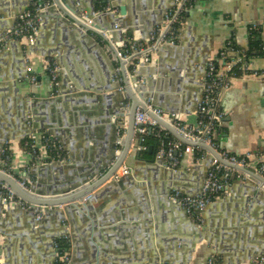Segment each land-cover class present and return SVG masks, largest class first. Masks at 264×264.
Returning a JSON list of instances; mask_svg holds the SVG:
<instances>
[{
	"label": "crops",
	"instance_id": "crops-1",
	"mask_svg": "<svg viewBox=\"0 0 264 264\" xmlns=\"http://www.w3.org/2000/svg\"><path fill=\"white\" fill-rule=\"evenodd\" d=\"M66 1L79 8L72 0ZM96 1L102 5V0H93L95 11L100 12ZM134 1L142 7V15L137 12L139 23L136 27L139 30L133 32L132 38L128 37L129 32L123 40L121 34H117V38L122 46H147L146 22L158 21L154 28L162 24L174 0ZM85 2V6H80L83 17L93 12L91 0ZM57 4L71 14L61 0H0V39L13 29L14 14L24 13L31 6L43 8L37 11L40 24L34 44L25 39L9 38L0 49V132L8 135L4 144L12 154L9 170L4 171L25 183L28 190L37 187L42 192L53 186L60 187L67 177L73 179L81 168L96 166L98 161L104 162L115 151L117 154L126 133L122 129L120 138L122 130L113 127L112 123L96 125L99 129L93 126V143L88 141L87 147L79 132L62 128L63 137H54L57 149L50 151L44 143H38L39 158L34 157L26 152L22 141L32 134L52 138L47 129L52 110L57 111L56 114L68 110L74 113V107L84 111L88 106L84 98L108 97L97 103L107 111L111 107L114 111L124 112L123 108L131 104L130 99L121 102L124 87L111 91L105 88L100 92L93 90L105 87L104 83L113 86L122 82L123 67L100 36L90 33L91 40H88L74 35L72 25L60 21L62 16L58 8L55 13L50 12ZM118 14L119 10L109 13L107 17L99 18L97 24L107 28L112 25L113 16ZM255 24L259 26L257 32L251 30ZM74 31L78 35L85 33L78 28ZM254 35H257L259 45H254ZM231 42L245 53L254 69L264 71V52L261 50L264 45V0H196L185 14L175 45L159 46L149 55V62L136 63L137 59H133L125 64V70L128 77L139 70L140 84L146 81L143 94H151L150 103L161 106L165 121L168 122V116L173 114L182 123L195 125L197 108L203 98L207 63L217 59ZM57 48L60 54L55 56ZM51 63L58 66L56 89L51 86L48 73ZM132 66H135L133 72L130 71ZM31 76L36 78L35 83L30 81ZM110 76L112 80H109ZM59 93L63 94L59 96ZM56 97L63 102H54L55 106L48 108L35 106L51 103ZM221 105L225 118L215 138L231 154H251L253 166L249 170L256 175L234 172L224 193L199 214V222H193L181 207L171 204L166 194L169 189H178L186 196L199 194L212 162L211 154L204 148L196 151L195 147L183 144L180 167L170 171L156 164V156L143 155L136 140V147L120 169L129 171L120 177L124 179V186L114 187L113 193L105 194L103 191L110 185L106 183L93 193L98 196L97 200L76 202L77 208L69 216L65 212L66 206L33 215L30 208L0 201L6 211L0 213L3 251L0 264H55L54 249L46 246L53 237L57 238L56 242L59 239L70 242V250L66 253L70 258L68 264H206L212 256L220 264H264V184L255 166L264 163V74H247L234 79L223 94ZM35 109L43 114L37 115L42 120L32 123L37 130L29 134L28 125L22 121L23 113L34 115ZM91 112L94 110L88 114ZM98 117L91 114L87 119L95 121ZM123 123L124 118L117 122L118 125ZM2 138L0 135V141ZM53 154L58 157L54 159ZM1 160L0 154V165L4 164ZM55 165L58 166L56 170L42 172ZM107 170L103 169L97 178ZM38 197L58 198L61 195ZM38 215H41L40 220H37ZM85 217L96 221L99 228L96 231L102 237L95 232L93 239L89 237L90 233L85 230L89 221ZM102 218L107 222L104 226L100 225ZM174 227H179L177 237L181 238V243L171 242ZM21 234L28 236L22 239ZM197 234L203 235L200 243ZM33 242L37 243L38 249L33 248Z\"/></svg>",
	"mask_w": 264,
	"mask_h": 264
},
{
	"label": "water",
	"instance_id": "water-1",
	"mask_svg": "<svg viewBox=\"0 0 264 264\" xmlns=\"http://www.w3.org/2000/svg\"><path fill=\"white\" fill-rule=\"evenodd\" d=\"M58 2V0H55ZM74 5H79V8L72 7L71 5L68 4L66 0H61V3L68 9V11L71 13H67L63 10V8L59 7V4L57 6H54L50 9V12H56V9H59V12H61V20L60 21H65L72 25L74 29L78 28L81 30H84V35H78L74 31V29L71 27V32L74 33L76 36H81L84 39L91 40L90 33H94L98 36H100L102 39H104L110 48L112 49L113 52H116L117 49L122 47V44H119V39L117 38V34H121V39L123 40V36L128 33V37L132 38L133 37V32L139 30L136 26L139 23V19L137 18V12H140L139 14L142 15L141 13V5L139 2L134 1V0H102V5L104 8L103 10H100V12H96L94 8V2L91 0V3L93 5V12L91 15H87L85 17L80 15V6H85V1L86 0H72ZM98 1H96L97 5ZM107 3L109 4V7H107ZM116 10H119L118 15L113 16V21L112 25L108 26L107 28H101L97 24V20L99 18H104L107 17L109 13H112ZM23 12H18L14 14V17H18L22 15ZM63 19V20H62ZM142 23H145L142 21ZM159 22L158 21H147V27L144 28V30L148 33L146 35V38L149 39L150 33L154 30L155 25H157ZM116 25H119L118 28H116ZM100 29H102L100 31ZM110 36L111 41L113 42L114 45H112L107 37L105 36ZM3 37V36H2ZM97 43V42H96ZM98 44V43H97ZM110 49V50H111ZM55 56H58L60 54L58 48L55 50ZM127 62L120 60V65L122 68V74H123V81L122 82H117V84H114L111 86L109 83L106 84L104 83L103 88H93L95 92H100L102 89L105 88L106 91H111L114 89H121V87H124V91L122 92L123 94V101L124 100H131L130 106L125 109L124 112H117V110H112L111 107H108V111L106 107H98L97 103L101 102L103 99H107L108 97L104 98H92V99H86L84 98V103L88 104L84 108L85 110L82 111V109H79L78 107H74V113L70 110L66 111L69 116H67L66 112L62 113H57V111H51V119H47V129H49V134L52 135V140H54L55 136L60 137L62 135L63 137V132L62 128H65L66 131L72 130L79 132L81 134V137L85 139V146L88 147V141L89 143H93V136H94V131H93V126L99 125V124H111L113 127L116 129H121V125H118L117 122H121L122 119L124 118L126 125H125V135L122 138V149L116 154H113L111 157H109L107 160L103 161H98L97 165H89L87 168H81L80 172L76 174V176L73 179H69L67 177L66 181L60 184V187L53 186L49 188L50 190L46 192H42L37 189V187H32L30 190L23 188L19 181L15 179L12 175L9 173H6L5 171L0 169V182H3L10 190L17 196L19 197L22 201L28 203L30 205V209L33 213V215H36L37 213L43 211L45 214L49 213L50 209H53V211H56L58 207L60 206H66L65 212H67V215L73 214V212L77 208L76 202L80 203H90L94 200L98 199V196H93V193L99 189L101 186L105 185L106 183H110L109 186L105 188L103 191L105 194L106 193H113V188L114 187H123L124 186V179L119 178L118 180L116 179V174L120 171V169L125 165L127 158L129 155L132 153V150L134 147V142L138 140V145H141V138L137 136L136 130H135V123H136V114L139 109L143 110L147 115L156 121L161 127L165 128L175 139L181 141L185 145L193 146L195 148H204L207 150L212 157H215L218 159L221 163H223L226 166H229L237 171L240 172H245L247 174L251 175H256L252 171L246 168H242L236 165H232L228 163L227 161L223 160L218 152H216L215 149H213L210 145L202 142V141H197V142H191L182 137L176 129L171 125L170 122L165 121L163 118L155 115L153 111H151L148 108V101L149 99H152L153 97L149 93H144V85L146 83L145 80L142 81L143 84H140V72L139 70H136V72L131 75V77L127 76V72L125 70V64ZM181 70V69H180ZM113 76V75H112ZM112 76H110L109 80H112ZM61 96L63 93H59ZM116 97V96H115ZM54 102H63V99L60 97H56V100H52L50 102H43L42 105H35L36 107H44L48 108L49 106L53 107L55 106ZM90 104V105H89ZM152 105V104H151ZM101 109V111H97L98 109ZM106 108V109H105ZM152 108L161 110V106H153ZM90 114H88L90 111H93ZM35 114H24L23 113V118L22 121L25 123V125H28L29 127V134H32L34 131L37 130V127L33 124H36L38 121H41L40 116L42 113L38 112L37 109H35ZM47 113H45L46 115ZM97 115L99 116L98 119L95 121H88L87 117L90 115ZM33 115V116H32ZM38 115V116H37ZM43 115V114H42ZM173 114L169 116L171 118ZM33 123V124H32ZM91 125V127L85 128V125ZM31 125V126H30ZM76 126V128H73ZM5 129V128H4ZM96 129H99L96 126ZM29 134H27L29 136ZM0 135L3 136L2 140L0 141V152L4 147L5 141L9 139L8 135H5L2 131L0 132ZM84 147V146H83ZM153 148H150V153H152ZM137 155L140 156V152H137ZM93 161H96L93 159ZM58 164V162H57ZM155 165V162L153 163ZM158 166L161 165V161H157L156 163ZM56 167L54 166L53 168H44L42 169V172H48L52 170H56ZM108 168L107 172L100 178H97V175L102 172L103 169ZM168 170V169H167ZM171 171V170H170ZM263 184H264V178L262 176H258ZM173 191H179L178 189H169L167 194H166V199L171 203L179 206L173 199H172V194ZM38 195L41 196H58L61 195V197L58 198H39ZM64 195V196H62ZM103 195V194H102ZM100 195V196H102ZM146 205V204H145ZM180 207V206H179ZM5 207L2 206L0 203V213L5 214L6 211L4 209ZM58 211V210H57ZM85 217V220H88L89 222L85 224V230L88 231L89 237L91 239L94 238L95 233L96 235H99V232L97 233L96 230H99L96 221L91 218ZM61 220L65 221V218H61ZM72 220V219H71ZM70 223L72 224L73 220ZM107 222L104 221V218H102V222L100 225L104 226ZM179 227H174L172 231L173 233V238L171 239V242H178L181 243L182 240L181 238L177 237V232H178ZM86 231H84V235L87 236ZM100 231H102L100 229ZM95 232V233H94ZM31 233V232H30ZM176 234V235H175ZM27 234H21V238L24 239L27 237ZM102 237V234L99 235ZM11 237V236H9ZM15 237V236H14ZM197 237L199 238L198 243L202 242L203 235L197 234ZM56 237L51 238V242L46 244L47 248L50 249L53 247L54 249V257L55 260L57 259L59 250L55 247L56 245ZM33 248L38 249L37 243L33 242L31 243Z\"/></svg>",
	"mask_w": 264,
	"mask_h": 264
},
{
	"label": "built area",
	"instance_id": "built-area-1",
	"mask_svg": "<svg viewBox=\"0 0 264 264\" xmlns=\"http://www.w3.org/2000/svg\"><path fill=\"white\" fill-rule=\"evenodd\" d=\"M195 1L196 0H174L173 6L165 13L162 24L158 25L150 33L147 46L140 44L124 45L117 49L116 52H112L114 59L116 61L123 60L126 62L137 59V63H145L150 61L149 55L157 50L159 46L166 44L175 45L179 30L185 22V14ZM49 6L50 5H48V7ZM41 10H43V8L41 9V6H39L37 11L39 12ZM37 11L36 14H34L31 10H27L22 15L15 17L13 29L7 31L0 39V49L4 47V41L9 38H16L19 40L25 39L29 44L35 43L40 24ZM116 28H118V26H116ZM251 30L257 32L259 31V26L255 24L251 27ZM105 36L109 42L114 45L111 41V37ZM231 43L228 44V48L231 46ZM261 50L264 52V45H262ZM229 52L232 55L222 51L217 59H210L207 63L206 76L203 81V98L197 108V123L195 125L184 124L174 115H172L171 118L168 116V122H170L176 131L188 141H202L215 149L220 157L228 163L249 169L253 166L251 154L242 156L231 154L223 145L214 140V136L217 128L222 125L225 118V113L221 105L222 96L232 86L234 79L239 78L235 73L236 68L238 67V70L242 73L241 77L247 74L261 76L264 74V71L254 69L252 65L249 64L244 52L234 48ZM48 70L51 72V86L55 89L58 86V66L56 64L50 66L49 64ZM30 81L35 83L36 78L31 76ZM148 108L153 111L155 115L164 118L162 110L152 108L150 101H148ZM125 125L126 122L124 120L121 130L123 129L125 131ZM135 130L137 136L141 138V145L138 146L140 147V151L144 152L147 150L148 147L143 143L145 142L146 135L151 132L158 139L156 153L157 161H161L162 167L168 170L176 171L180 167L183 143L175 139L165 128L161 127L141 109H139L136 114ZM120 134V138H122L123 131L122 133L119 132V135ZM30 138L32 140L34 157L39 158L38 143H44L50 151H55L57 149L54 140L50 139L47 135L40 136L38 134H32ZM118 143H120V141ZM6 151L7 147H5L4 144L0 152L1 157L5 155ZM1 162L4 163L2 160ZM255 166L256 172L264 178V163ZM236 171L237 170L224 165L215 157H212V162L201 192L195 196H186L176 191L173 192L172 199L186 212L187 216H189L193 222L197 223L200 221L199 214L224 193L232 175ZM128 172V169L119 171L116 174V179L118 180L123 175H127ZM19 183L23 188L28 189L25 183ZM0 201L6 205L18 204L23 208H30L28 203L21 199L19 200L3 182H0ZM40 219L41 215H38L37 220ZM55 247L57 248V245H55ZM2 253L3 251L0 245V259L2 258ZM61 260L65 264L70 262V258L66 254ZM262 261H264V258ZM206 264H220V262L216 257L212 256L207 259Z\"/></svg>",
	"mask_w": 264,
	"mask_h": 264
},
{
	"label": "trees",
	"instance_id": "trees-1",
	"mask_svg": "<svg viewBox=\"0 0 264 264\" xmlns=\"http://www.w3.org/2000/svg\"><path fill=\"white\" fill-rule=\"evenodd\" d=\"M38 7L39 6H31L29 10H31L34 14H36V11H37ZM97 8L99 10L105 9L103 7V5H101L99 2L97 3ZM253 43H254V45H259L260 42L257 41V35H254V37H253ZM232 48L237 49V47L235 46V44L233 42L231 43V46L229 48L227 46L224 51L227 54H229L228 52L230 50H232ZM136 63H137V60H136ZM52 65H53V63L50 64V66H52ZM134 69H135V66H132L130 68V71L133 72ZM48 73H49V76L51 78V72L49 70H48ZM235 73H236L237 77H241L242 76V73L240 72V70H238V67L236 68ZM121 125H123V124H121ZM220 127L217 128L216 134L220 130ZM122 131H121V133H122ZM214 140L217 142L215 136H214ZM22 144H23L26 152L29 153V154H31V155H33L32 140H31V138L24 139L22 141ZM143 144L148 147L146 151L141 152L143 155L148 156V157H152V156L154 157V156H156L157 147H158V139L153 135V133L150 132L149 134L146 135L145 142ZM183 147H184V145H183ZM150 148H153V151H152V154L151 155H150ZM195 150L196 151H199V148H196ZM53 157H54V159H56L58 156L56 154H53ZM2 161H4V164H1L0 165V169H3L5 171H8L9 170V166L12 163V154H11V152L8 149H7L6 153H5V155L2 156ZM56 245H57V249L59 250V253H58L59 256L57 257V259L55 261V264H65L61 260V258L63 256H65V254L67 252H69V250H70V242L67 239H59V240H57Z\"/></svg>",
	"mask_w": 264,
	"mask_h": 264
}]
</instances>
